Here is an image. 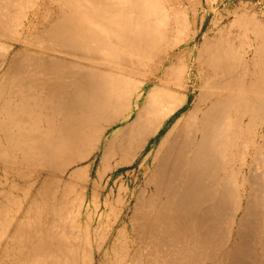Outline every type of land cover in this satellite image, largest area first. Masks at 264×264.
<instances>
[{
	"label": "bare ground",
	"instance_id": "obj_1",
	"mask_svg": "<svg viewBox=\"0 0 264 264\" xmlns=\"http://www.w3.org/2000/svg\"><path fill=\"white\" fill-rule=\"evenodd\" d=\"M248 6L0 0V264H264Z\"/></svg>",
	"mask_w": 264,
	"mask_h": 264
},
{
	"label": "rangeland",
	"instance_id": "obj_2",
	"mask_svg": "<svg viewBox=\"0 0 264 264\" xmlns=\"http://www.w3.org/2000/svg\"><path fill=\"white\" fill-rule=\"evenodd\" d=\"M210 2L212 3L213 11L211 10L212 12L207 14L206 21H205V27H206V25H208L207 23H209L213 19L215 13L220 15L222 13H226V12L233 10L235 8V6L237 7L239 5H246V6L249 5L248 7L253 8L256 11V14H258L262 18L264 17V0H210ZM200 14H201V12H199V17L201 16ZM225 23H227L226 20H225ZM95 167H96V165H95ZM131 168L132 167L121 168V169H119V171L117 170V171H114L112 174H109V175H112V178L109 181L108 187H110V185L113 183V181L116 180L119 176H120V178H119L120 182L124 181V180H127V181L129 180L130 181V187H132V188L135 187L136 185H138L139 183H141V176L139 177V179L135 183L131 182L132 179L135 177L134 173H129V174L126 173L127 169L130 170ZM117 174H119V175L116 176ZM109 175H107L105 177L104 182L106 181V178L107 179L109 178ZM117 228H123V223L121 224V222H120L119 225L117 226ZM125 235H126L125 236L126 237V244H128V246H130V247L133 245L132 249L131 250L129 249V256H131L134 252V247H135L136 243L139 244V241L137 239H135V236H132L131 233H129V231H125ZM108 247L110 249L108 250L107 256H103L101 253L98 254L97 251L96 252L94 251L95 263L97 261H101L102 263L105 262L106 259L109 257V255L111 256V258L113 257V255L115 254L114 251L112 250V249H114V248H112V247H114V243L111 242V244ZM208 264H210V263L208 262ZM213 264H215V263L213 262Z\"/></svg>",
	"mask_w": 264,
	"mask_h": 264
}]
</instances>
